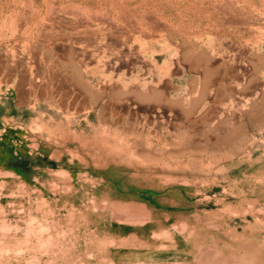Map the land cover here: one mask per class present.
Segmentation results:
<instances>
[{
    "label": "rangeland",
    "instance_id": "obj_1",
    "mask_svg": "<svg viewBox=\"0 0 264 264\" xmlns=\"http://www.w3.org/2000/svg\"><path fill=\"white\" fill-rule=\"evenodd\" d=\"M0 264H264V0H0Z\"/></svg>",
    "mask_w": 264,
    "mask_h": 264
}]
</instances>
